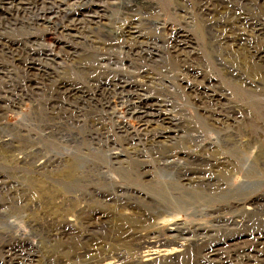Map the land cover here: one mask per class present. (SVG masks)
I'll use <instances>...</instances> for the list:
<instances>
[{"label":"rangeland","instance_id":"374dc122","mask_svg":"<svg viewBox=\"0 0 264 264\" xmlns=\"http://www.w3.org/2000/svg\"><path fill=\"white\" fill-rule=\"evenodd\" d=\"M183 1L184 7H181V3L167 0L169 4H165L163 11L156 12L153 18L161 19L175 29L186 32L194 40V45L185 49L182 58L172 51L166 52L163 45L167 32L159 30V37L151 40L155 43L152 42V48L149 49H154V58L148 57L145 62L136 61V65L150 72L145 75L149 78L146 93L155 100H161V103H167L163 109L180 117L182 121L179 118L178 121L184 122L183 125H186L185 121L199 123L200 118L210 126V132H203L198 126L189 127L193 131L188 136L193 140L189 146L195 151L198 162L194 163L195 159L183 160L185 164L182 165L186 168L202 167V160H205L207 154L217 149L224 152L222 161L229 160L231 151L238 148L250 151L249 158L253 160L261 144L251 143L250 136L264 134V61L255 60L254 63H258H252L250 71L232 69V62L246 58L249 60V55L236 48L227 51L222 43L229 40L234 44L233 35L243 31L246 34L244 46L264 53V38L256 36L252 31L253 26L236 24L234 17L228 15L235 13L239 18L243 17L264 27V0H223V6L216 9V13L221 16L212 27L220 31V34L211 32L206 26L212 15L203 17L197 11V0ZM76 2L77 0H67L59 8L62 10L70 5L74 6ZM178 7L182 10H176ZM34 11V7L29 13L0 11V37H4L0 38V42L10 48L12 40H24L33 37L30 35L35 33L39 37L45 35V44L48 46L55 45L61 35L54 31L55 27L33 23L31 18L33 20ZM54 11L57 12L58 9ZM126 22L124 13L112 8L106 20L98 26L101 29L110 26L119 30ZM95 25L83 23L78 33L72 32L78 36L73 41L78 47L74 53H58L52 47L54 55L51 51L50 55L46 52L43 54L45 49L39 43L33 45L36 48L33 55L27 56L19 51L17 56L13 52L10 54L8 50L2 53L0 47V264H103L113 253L129 258L135 250L132 234L137 236L149 230H163L162 233L166 235L174 221L163 217L157 220L158 209L155 211V206L138 200L132 191L141 189L152 198H155L153 192L158 196L178 194L180 191L173 188L172 184L180 178L171 180L177 178L175 169L162 172L160 166H155L154 183L145 175L139 181L132 182L128 174L123 173L114 175L111 184L98 180L92 170L93 164L99 165L89 151L99 149L98 144L105 145V139L112 137L115 141V145L100 147L105 152H119L114 147L121 149L122 146H133L130 138V142L121 138L124 133L116 128L117 123L130 126L131 132L141 133L143 129L134 118L129 119L123 101L115 92L112 97H95L99 83L92 69L97 53L92 40L101 39L98 31L93 28ZM226 27V36L222 40V30ZM43 28H51L49 36L42 31ZM228 36L230 39H227ZM98 41L106 42L104 38ZM122 46L120 43L102 45V52L98 56L101 55L102 59L111 57L124 60L121 52L125 50ZM21 47L18 45V48ZM159 53L163 54L173 70L167 69L165 60L154 63L153 60L157 59ZM27 57L34 64V69L29 73L24 67ZM17 59L20 61H16ZM185 66L195 68L202 76L191 79L192 72L185 69ZM182 79H186V82H182ZM104 81L105 76L102 77V82ZM103 83L102 89L105 88ZM196 87L198 90L195 93L192 90ZM246 90H251L253 95H247ZM215 91L225 93L227 99H223L221 109L227 119L221 122L213 121L212 118L216 117H212V114H205V110L214 112L215 109L200 102L198 98L202 97L197 96V93L213 94ZM101 99H110L112 104L105 112L110 113L114 108L120 114L97 115L95 101ZM254 102H261L259 115L248 106V103ZM106 106L108 107L107 104L104 107ZM100 118L106 120L103 125L110 134L102 128ZM101 128L103 136L98 135ZM142 132L147 141L156 134L154 130ZM144 149L159 150L164 158L167 157L166 150L157 144L153 148ZM125 152L122 153L124 157L129 156L130 152ZM81 155L86 156L89 163L85 158L82 161L85 167L77 170L72 162H78ZM259 160V167L263 168L264 158ZM101 167L103 170L107 168L106 165H100L99 168ZM136 167L138 165L131 166ZM241 180L242 173H239L228 181L231 187H237ZM254 195L260 197V203L264 206V186L254 191ZM222 214L230 217L234 211H224ZM178 219L191 221L195 217L182 216ZM211 219L209 217L206 220ZM255 227L252 230L253 227L249 225H241L238 230L253 232L256 238L264 237V223ZM221 232L222 229H219L215 234L222 236ZM241 232L235 233L238 234L237 238L227 243L231 248L224 246L223 250L233 249L240 256L245 253L244 246L252 247L258 242V239L240 238ZM219 248L221 247H216ZM180 264L204 263L199 255L194 254L182 258ZM240 264L249 263L245 259Z\"/></svg>","mask_w":264,"mask_h":264},{"label":"bare ground","instance_id":"6f19581e","mask_svg":"<svg viewBox=\"0 0 264 264\" xmlns=\"http://www.w3.org/2000/svg\"><path fill=\"white\" fill-rule=\"evenodd\" d=\"M197 1V11L203 17L212 15L206 23V26L211 32L220 34V31H216L212 27L215 26L216 21L221 16L219 13H216V9L219 6L222 7L224 1ZM66 2L67 0H0L1 12L7 10V13H9L8 11L25 13L34 7V21L32 18L31 21L37 24L40 23V26L47 25V27H55L54 31H58L61 35L55 45L49 46L45 44V35L39 37L35 36V33L30 35L33 37H27L24 40H12L11 49L4 42H0L1 52L3 53L8 50L10 54L13 52L14 55L19 56V51H22L23 54L31 56L36 53V48L33 45H39L41 43L45 49L43 50V54L45 52L49 54L50 51L53 54L52 47H55L58 53H74L78 50V47L73 44V41H76L78 36L73 35L72 32L78 33L83 23L89 25L96 24L93 28L98 31L99 37L101 38L98 40L104 38L106 42L92 40L93 45H95L94 48L97 51L95 61L92 62L94 64L92 69H94L93 71L96 73L98 77L97 82L99 83L95 97H103L106 95L112 97V93L115 92L116 96L120 97L119 99L123 101L125 107L122 106V108H125L129 119L134 118L143 128L142 130L140 129L141 133H137L136 131L131 132L130 126L117 123L116 128L124 133L121 135V138L127 142H130L131 139L132 142L130 144L133 146L125 148L122 146L121 149L114 147V150H119V152L109 150L105 152L100 150L102 146L108 147L112 144L115 145V141L111 137V139L107 138L104 140L103 143L105 145L98 144L99 149L89 151V154H92L91 157L95 158L99 166H107L103 170L102 167L101 169L95 164L92 165V170L96 178L105 181L107 184H111L114 181V175L118 176L119 174L127 173L130 180H133L132 182L139 181L145 175L151 178V183H154L153 174L155 166H160L162 172H169L175 169L177 178L171 180L180 178L172 184L173 188L180 191L178 194H161L158 196L156 192H153L152 195L155 198H152L141 189L137 188L132 191L133 196L138 200H143L150 206H155V211L156 208L158 209L157 214L159 217H157V220L162 219V217L164 219L171 218L174 220L171 223V228L167 229L168 236L166 237L167 234L162 233L163 230H149L137 236L132 234L133 246L135 245L133 256L125 258L120 253H113L103 264H180L182 258H188L194 254L199 255L204 264H240L241 262H245V259L249 264H264V246L262 247L264 245V237L256 238L253 232L238 230L241 225H249L253 227V230L256 228L255 226L264 223V206L260 203V197L254 195V191L264 186V180H261L264 177V161L262 162L263 168L259 167V159L264 158V134H253L250 136L251 143L261 144V148L259 147L260 149L256 152V157L253 160L249 158L250 151L237 147L238 149H233L229 154V160L222 161L224 152L217 149L207 154L205 160H202V167L186 168L182 165L185 164L183 160L195 159L194 163L198 162L195 151L189 146L193 141L188 137L193 132L190 131L189 127L198 126L203 132H210V126L200 118L199 123H186L185 121L186 125H183L184 122L180 123L182 121L180 117L173 115L167 109H163V106H166L167 103L164 101L161 103V100H155L153 96H148L146 93L148 88H146V82L149 78L145 75L150 72L143 70L142 66L136 65V61L145 62L148 57L154 58V49H152L153 51L149 49L152 48V46L150 48V45L154 42H151V40L154 37H159V30L167 32L165 33L167 36L163 45L166 52L172 51L178 57L182 58L185 49L191 48L194 45V40L186 32L175 29L161 19L153 18L156 12L163 11L165 4H169L167 0H159L158 2L148 0H115V2H108L107 0H77L74 6L70 5L60 10L59 7H62ZM172 2L181 3L179 6L184 7L183 0H172ZM112 8H117L124 13L127 17L126 24L119 30H115L110 26L101 29L98 24L106 20ZM169 8L172 7L169 6ZM55 9H58V11L55 12ZM176 10L182 9L178 7ZM228 15L234 17L236 24H246L249 27L253 26V29H251L255 32L256 36L264 38V27H260V24L252 23L250 20L244 19L241 15L239 16L242 18H239L235 13ZM227 27L222 30V40L226 36ZM50 29L43 28L42 31L48 33L49 36ZM231 30L233 33V29ZM244 36L246 34L241 31L235 36L233 35L234 44L230 43L229 40H227L228 42L224 41L222 43L227 51H233L236 48L237 51L244 50L249 55V60L246 58L248 61L244 59L231 63L232 69H240L243 72L250 71L253 66L252 63L257 64L258 62L264 61V53L252 47L246 46V48L244 46ZM0 38H4L3 35ZM160 39L162 40L163 38L161 37ZM227 39H230V36ZM119 43L123 44L122 48L125 50L123 53L121 52L124 60H116L111 57L102 59L100 58L101 55L98 56L100 51L102 52V45ZM18 45L22 47L18 48ZM154 46L156 48V44ZM46 58L48 57L46 56ZM161 60L166 61L167 69H174L168 65L163 54L159 53L157 59L153 61L156 63ZM255 60L258 62L254 63ZM16 61H20V59ZM33 65V61H29L27 57L24 61L25 71L29 73L34 69ZM185 69L192 72L191 79H197V76H202V73L193 67L185 66ZM103 76H105L104 83L102 82ZM205 80H210V78H205ZM181 81L186 82V79H182ZM102 83L105 86L103 89L101 88ZM197 90L198 88L196 87L192 91L196 93ZM246 92L247 95H253L251 90H246ZM197 96L202 97L198 98L200 102L215 109L214 112L210 110L204 111L205 114H212V117H216L212 118L213 121L221 122L223 119H227L221 111L223 99L227 100L225 93L222 94L221 91H215L213 94L202 92L197 93ZM104 100L95 101L97 115L102 116L104 113L108 115L120 114L114 108L111 109L110 113L105 112L112 107V104L110 99L105 100L106 103L104 102L103 104ZM105 104L108 107L106 106L105 108ZM260 104L261 102H254L248 103V106L259 115L261 113ZM103 108L105 109L103 110ZM237 112L240 111L237 110ZM178 118L181 121H178ZM99 120L101 121L102 128L110 134V131L103 125L106 123V120L102 118ZM102 128L98 131V135L103 136ZM152 130L156 134L152 139L147 141L146 137H143L144 134H142V131L149 133ZM99 142L102 143L101 140ZM124 144L123 142L122 145ZM154 144L166 150V158H164V155L159 150L144 149L145 147L153 148ZM123 151H126L125 153L130 152L128 153L129 156L124 157L122 154ZM218 156H220L219 160H217ZM85 158L86 156L81 155L78 157V162H72L77 170L80 169L79 167H85V163L82 162ZM22 162L25 163V160ZM87 162L89 163L88 160ZM133 165H138V167L131 168ZM239 173H242L240 185L231 187L228 180ZM163 191L164 193L166 192L164 189ZM224 211H234V214L226 217L222 214ZM182 216H194L195 219L191 221L178 219ZM209 217L212 219L206 220ZM219 229H222V236L215 234L218 233ZM237 232H241L239 234L242 235L239 236L240 238L249 237L255 240L258 239V242H255L252 247L244 246L245 253H241L240 256H237L233 249L230 251L223 250L224 246L227 249L231 248L227 243L237 238L238 234H235ZM216 247L221 248L216 249ZM86 264L94 263L87 262Z\"/></svg>","mask_w":264,"mask_h":264}]
</instances>
